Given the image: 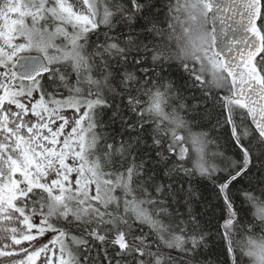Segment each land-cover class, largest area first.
<instances>
[{
	"label": "snow or ice",
	"instance_id": "6c2138e0",
	"mask_svg": "<svg viewBox=\"0 0 264 264\" xmlns=\"http://www.w3.org/2000/svg\"><path fill=\"white\" fill-rule=\"evenodd\" d=\"M0 264H264V0H0Z\"/></svg>",
	"mask_w": 264,
	"mask_h": 264
},
{
	"label": "trees",
	"instance_id": "16d2710c",
	"mask_svg": "<svg viewBox=\"0 0 264 264\" xmlns=\"http://www.w3.org/2000/svg\"><path fill=\"white\" fill-rule=\"evenodd\" d=\"M220 251V248L219 247H215L214 249H213V252L214 253H218ZM215 258V257H214ZM221 259H223V257H221Z\"/></svg>",
	"mask_w": 264,
	"mask_h": 264
}]
</instances>
